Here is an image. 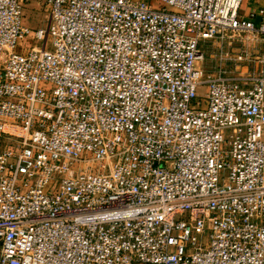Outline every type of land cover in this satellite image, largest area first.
<instances>
[{
  "label": "built area",
  "instance_id": "1",
  "mask_svg": "<svg viewBox=\"0 0 264 264\" xmlns=\"http://www.w3.org/2000/svg\"><path fill=\"white\" fill-rule=\"evenodd\" d=\"M244 2L0 0V264H264V55L224 49L264 41Z\"/></svg>",
  "mask_w": 264,
  "mask_h": 264
},
{
  "label": "rangeland",
  "instance_id": "2",
  "mask_svg": "<svg viewBox=\"0 0 264 264\" xmlns=\"http://www.w3.org/2000/svg\"><path fill=\"white\" fill-rule=\"evenodd\" d=\"M155 6L158 4L154 3ZM264 8V0H245L243 9L250 10L256 8ZM26 23L32 28H37L39 24L46 18V11L44 10L40 2H33L26 6L25 10ZM220 45L216 43H210L205 45V50L207 53V58L202 67L207 72H213L215 70L216 63L218 62V47ZM244 48H249L252 52L253 57L257 55H264V41L262 40H252L251 42L242 41L239 39H230L224 44V49L227 57H233L239 51Z\"/></svg>",
  "mask_w": 264,
  "mask_h": 264
},
{
  "label": "crops",
  "instance_id": "3",
  "mask_svg": "<svg viewBox=\"0 0 264 264\" xmlns=\"http://www.w3.org/2000/svg\"><path fill=\"white\" fill-rule=\"evenodd\" d=\"M263 8V7H262ZM251 10V9H250ZM244 11H248V10H244Z\"/></svg>",
  "mask_w": 264,
  "mask_h": 264
}]
</instances>
